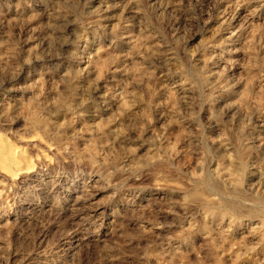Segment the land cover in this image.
I'll list each match as a JSON object with an SVG mask.
<instances>
[{
  "label": "rangeland",
  "instance_id": "1",
  "mask_svg": "<svg viewBox=\"0 0 264 264\" xmlns=\"http://www.w3.org/2000/svg\"><path fill=\"white\" fill-rule=\"evenodd\" d=\"M0 136V264H167L205 207L243 227L174 264H264V0H0Z\"/></svg>",
  "mask_w": 264,
  "mask_h": 264
},
{
  "label": "bare ground",
  "instance_id": "2",
  "mask_svg": "<svg viewBox=\"0 0 264 264\" xmlns=\"http://www.w3.org/2000/svg\"><path fill=\"white\" fill-rule=\"evenodd\" d=\"M238 2V1H237ZM119 5V4H118ZM112 7V6H111ZM108 9V8H107ZM243 9V8H242ZM105 10V9H104ZM244 13V12H243ZM246 14V13H245ZM245 16V15H244ZM112 25V23H111ZM59 39V38H58ZM159 53V52H158ZM85 56V55H84ZM168 60V59H167ZM4 61V60H3ZM215 64V63H214ZM167 78V77H166ZM258 81V80H257ZM173 86V85H172ZM110 93V92H109ZM169 93V92H168ZM100 96V95H99ZM109 97V96H108ZM101 98V97H100ZM103 98V97H102ZM110 98V97H109ZM186 99V98H185ZM105 100V99H104ZM156 102V101H155ZM5 112V111H4ZM3 114V113H2ZM259 119V118H258ZM33 141V140H32ZM0 168L2 171L5 172V174L10 177L11 179H16L18 178L20 175H24L26 177H38L39 173L35 170L34 166L32 165V163L28 160H25L21 157V150L18 146L11 144L8 139L3 138L0 136ZM106 173V172H105ZM104 173V174H105ZM101 174V173H100ZM41 176V175H40ZM101 177H99L96 181H94V191L96 193V195L100 194L104 189L107 188V186L109 185V181H108V176L107 175H100ZM42 177V176H41ZM7 179V178H6ZM5 179V180H6ZM19 179V178H18ZM50 180V179H49ZM48 181V180H46ZM23 182V181H22ZM43 184V183H42ZM49 184V183H48ZM48 186V185H47ZM171 186V185H170ZM169 186V187H170ZM174 186V185H173ZM21 188V187H20ZM43 188V187H42ZM47 188V187H46ZM85 188V187H84ZM88 188V187H87ZM166 188V186H165ZM82 189V188H81ZM90 189V188H89ZM170 189V188H169ZM176 188H174L173 191H175ZM172 190V189H170ZM180 191V190H179ZM85 192V191H84ZM163 192V191H162ZM31 193V192H30ZM83 193V192H82ZM94 193V192H93ZM165 194V193H164ZM179 194V193H178ZM194 194V193H193ZM83 195V194H82ZM182 195V194H181ZM78 196V195H77ZM86 196V195H85ZM167 196H169L167 194ZM183 196V195H182ZM224 196V195H223ZM33 197V196H32ZM83 197V196H81ZM202 197V196H200ZM84 198V197H83ZM82 198V199H83ZM182 201L184 200L183 197H181ZM81 199V198H79ZM166 199V198H165ZM196 199V198H195ZM76 200V199H75ZM175 200V199H174ZM178 200V199H177ZM80 201V200H79ZM126 201V200H125ZM124 201V202H125ZM181 201V203H177V205L175 207H178L179 209L183 210V209H187L186 205ZM78 203V198L77 201ZM81 202V201H80ZM83 202V201H82ZM99 202V201H98ZM187 202V201H186ZM197 202V200H196ZM176 203V202H173ZM194 203V202H192ZM202 203V202H201ZM204 203V202H203ZM84 204V203H83ZM190 204V203H189ZM195 204V203H194ZM167 205V202H166ZM175 205V204H174ZM174 205H169L168 203V209H172L175 208ZM197 205V204H196ZM208 205V204H207ZM7 209L4 211L3 214L8 213L9 211V206L8 204L6 205ZM52 206V205H51ZM73 206V205H72ZM144 206V205H143ZM200 206V205H199ZM214 206V205H213ZM99 208V204L97 206ZM164 207V205H163ZM190 207V205H189ZM193 207V206H192ZM40 209V208H38ZM137 209V208H136ZM177 209V208H176ZM185 209V210H186ZM216 209V208H215ZM50 212H56V213H61L64 211L63 208H61V206L56 205V203L50 207ZM119 210V209H118ZM133 210V209H132ZM183 210V211H185ZM192 210V209H191ZM198 210V209H197ZM200 210V209H199ZM178 211V210H177ZM44 212V211H43ZM48 212V211H47ZM119 212V211H116ZM127 212V211H126ZM133 212V211H132ZM197 212V211H196ZM120 213V212H119ZM125 213V212H124ZM201 213V212H200ZM0 213V230H2L4 232V234L7 233V235L13 230L14 226H18V224L20 223V221H14V222H10L8 220H4V215ZM50 214V213H49ZM37 215V214H36ZM169 215V214H168ZM120 216V215H118ZM166 216V215H164ZM202 216L204 218V220H211V224L209 226V223L204 224L203 226H201L198 229H194L192 227V225H189L188 227H186V230L184 231V233H181L180 236H178L176 238V240L178 239L180 241V245H178L177 247L170 248L168 250H165L163 256V259L167 262V264H174L175 261H183V251L184 249L190 247V245H192L193 240L195 238H199V240H202L204 243V247H205V251L206 252H210L215 249H217V238H223V239H230L232 236V230L231 229H237L240 230V227H243L242 225L244 224L243 222H241L238 219L235 218H229L227 216V214L225 212H218L215 211L213 208L210 207H205L203 209L202 212ZM33 217V216H32ZM135 217V216H134ZM137 217V216H136ZM8 218V217H7ZM165 218V217H164ZM42 219V218H41ZM4 220V221H3ZM23 222V221H21ZM194 222V221H193ZM27 223V222H26ZM32 223V222H31ZM28 222V224H31ZM259 223V222H258ZM22 224V223H21ZM192 224V223H191ZM195 224V223H194ZM213 224V225H212ZM20 225V224H19ZM260 225V224H259ZM37 226V225H36ZM215 226V228H214ZM196 227V226H195ZM254 227V226H253ZM139 231H141L142 229H139L138 227H136ZM255 228V227H254ZM258 228V227H257ZM256 229V228H255ZM259 229V228H258ZM159 230V229H158ZM236 230V231H237ZM77 231V230H76ZM258 231V230H256ZM135 232V231H134ZM253 232V231H252ZM254 233V232H253ZM252 233V234H253ZM264 233V232H263ZM188 234L189 237L184 238V236ZM3 235V234H2ZM81 235V234H80ZM178 235V234H177ZM242 235V234H241ZM244 235V234H243ZM247 235V234H246ZM256 235V234H255ZM264 236V235H263ZM7 237V236H5ZM156 237V236H155ZM162 237V236H161ZM259 237H261L259 235ZM169 238V237H168ZM5 239V238H4ZM4 239L0 237V248H2L3 251H5L6 249V243L4 241ZM7 239V238H6ZM174 239V238H173ZM256 239V238H255ZM231 240V239H230ZM178 241V242H179ZM223 241V240H222ZM225 241V240H224ZM233 241V240H232ZM94 241H92L91 239H86V238H79L77 240V242L74 244L75 248L77 246H79L80 244H89ZM97 242V241H96ZM168 242V241H167ZM74 243V242H73ZM136 243V242H135ZM85 244V245H86ZM92 244V243H91ZM97 244V243H96ZM231 244V243H230ZM3 245V246H2ZM99 245V244H98ZM199 245V244H198ZM70 246V245H69ZM82 246V245H81ZM106 249V248H105ZM161 249V248H160ZM1 250V251H2ZM8 250V249H7ZM203 250V249H202ZM186 251V250H185ZM109 252V251H108ZM2 253V252H1ZM163 253V252H162ZM185 253V252H184ZM193 254V253H192ZM5 255V254H4ZM3 255V256H4ZM107 256V255H106ZM185 256V255H184ZM149 257V256H148ZM73 259V258H72ZM71 259V260H72ZM148 259V258H147ZM44 262V261H42ZM40 264V263H38ZM45 264V263H43ZM66 264V263H65Z\"/></svg>",
  "mask_w": 264,
  "mask_h": 264
}]
</instances>
